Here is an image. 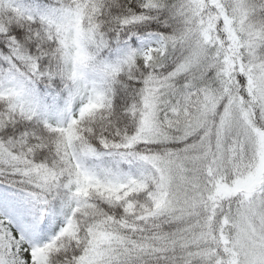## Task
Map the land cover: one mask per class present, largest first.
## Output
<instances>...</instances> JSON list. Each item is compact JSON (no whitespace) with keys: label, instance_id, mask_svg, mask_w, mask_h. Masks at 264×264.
I'll return each mask as SVG.
<instances>
[{"label":"snow or ice","instance_id":"obj_1","mask_svg":"<svg viewBox=\"0 0 264 264\" xmlns=\"http://www.w3.org/2000/svg\"><path fill=\"white\" fill-rule=\"evenodd\" d=\"M0 264H264V0H0Z\"/></svg>","mask_w":264,"mask_h":264}]
</instances>
